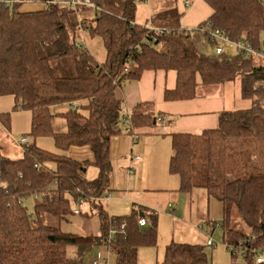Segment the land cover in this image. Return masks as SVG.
<instances>
[{"label":"trees","instance_id":"trees-1","mask_svg":"<svg viewBox=\"0 0 264 264\" xmlns=\"http://www.w3.org/2000/svg\"><path fill=\"white\" fill-rule=\"evenodd\" d=\"M146 1L91 0L93 6L76 8L0 2V96H15L14 109L32 113L21 158L5 155L0 142V264H78L85 252L103 245L114 253V264H140L139 249L157 245L156 214L148 213L150 225L141 226L138 211L111 215L104 200L94 199L109 191L112 136H134L157 125L167 131L170 124L149 102L125 113L121 88L148 70L176 71L175 87L164 93L167 101L190 100L231 82H239L242 98L250 100L247 108L223 110L216 128L161 133L171 137L170 171L179 175L181 189L204 188L222 203L220 225L232 256L241 253L246 264H262L255 254L264 248V58L237 50L216 53L205 27L210 23L230 39L264 50V0H205L213 13L193 28L181 27L174 3L137 22L138 4ZM26 4L40 7L21 8ZM83 30L103 39L104 61L79 42ZM65 104L67 112H53ZM57 115L66 119L65 132L54 129ZM0 127L10 130L11 112L0 113ZM41 137L53 138L57 151L39 147ZM73 147H89L93 159L71 157ZM241 148L250 151L236 163L233 154ZM92 164L99 172L89 180ZM31 195L41 198L33 214L23 203ZM79 198L96 210L98 234L62 229L77 214L92 216L88 209L74 211ZM235 211L248 230L232 227ZM69 246L78 249L77 259L68 256ZM206 246L172 240L154 264H211Z\"/></svg>","mask_w":264,"mask_h":264},{"label":"crops","instance_id":"crops-1","mask_svg":"<svg viewBox=\"0 0 264 264\" xmlns=\"http://www.w3.org/2000/svg\"><path fill=\"white\" fill-rule=\"evenodd\" d=\"M187 1L189 0H148V2H143L141 3V5L144 4L148 10V17L146 20L148 21L161 8L168 6V4L173 5L174 3L179 13L181 14L180 25L181 27L185 28H193L198 26L200 23L208 19L213 13V8L205 0H190L189 5L186 4ZM38 7L40 6L35 4H26L23 8L30 9ZM138 16L139 11L137 10V22L141 24L146 23V21H139ZM176 81L177 75L175 70H148L144 72L140 80L125 84L120 90L119 96L125 103V113L130 112L133 107L140 103L149 102L153 108L154 113L157 114L158 112H161L169 116L170 124L166 129L169 133L174 131L200 133L205 129L218 127L220 113L223 110L236 109L234 108L235 106L233 101L238 103L236 107L239 108H247L251 104L250 100L246 99L249 102L248 105L243 107L241 106L242 104H240V102H243L244 98H242L241 95L239 82H231L219 85L212 91H204V94H199L197 97L190 100H165V90L167 88H174L176 85ZM15 102V96L13 95L0 96V113L8 111L11 112L10 130H6L5 128L0 127V142L3 146V152L5 153V155L16 159L23 156L24 148L22 147L23 145L21 143L16 141L14 135H26L28 141V134L30 133L32 124V113L31 111L25 109H14ZM68 109L69 108L66 105L63 112H67ZM56 118L57 117H55V119ZM66 130L67 124L65 126H61L60 129H55V131L57 132H65ZM165 136L171 139L170 135L168 134L158 133L155 130L154 126L149 128H139L134 136L133 134H130L126 131L112 136L109 148L112 169L110 174L109 191L107 193H110L111 197H113L115 196L114 191H116V188H118V191L120 190L123 192V194L118 197L123 199L126 197L125 193L129 192V199H127V201H132L133 207L132 210L127 213L130 214L131 212H133V210H136L142 216L143 213L146 212L147 214L145 215V217L147 219L148 225L150 222L148 213L154 214L153 212L156 209L142 204V200L139 197L134 198L135 194L138 195V192H142L143 190H155L157 192L166 191L168 193L171 192L172 197H167L169 203L166 206L172 207L171 212L175 213L177 216L179 215L180 210L177 209V207H173L174 204L172 200L177 199L179 202L181 200V197L184 195L189 201V211H182V213L189 214L191 217L193 212H195L194 206H197L198 221L207 223L209 227L207 229V233H205L207 235H205L203 231L191 226L189 236H191L193 240H190V242L187 243L202 244L203 242L204 245H208V234H212L211 236L213 237V230L217 227L218 224L216 219L220 218V221L222 219V203L215 198L209 197L207 191L204 188L199 187L187 191L181 189V181L179 175L171 173L170 171L169 164L172 153V145L169 152L168 146L166 145V143L164 144ZM156 137H163L159 139L162 148V152L160 153L155 151L153 147ZM53 143H55L54 139ZM38 146L50 151H57V148L51 149L39 144ZM75 148L81 147L71 148L69 150V155L75 159L84 160L80 159L74 154ZM92 155L94 156L93 151ZM135 156H139L140 159L135 160ZM145 164L147 165L145 166ZM150 166H153L156 169H160L164 178V184H161L162 186H158L156 182L150 184L146 180L145 186H136L138 178L137 176H140L141 173L143 175L146 172V179L148 178L149 174L152 171ZM132 177L133 185L129 181V179ZM205 198H207L208 201H205L204 204L200 206V200L203 201ZM107 202L108 201H103L105 205H107ZM86 206L87 204L85 203V207ZM200 208L203 210V212L199 210ZM167 209L168 208L164 210L167 211ZM90 210L88 209L89 212L96 213V210L94 208H90ZM214 223H216L215 226H213ZM172 240L175 239L172 237L171 240L166 242L165 247ZM147 248L149 249H142L140 251L141 255L138 256L139 263L148 264L152 262V264H154L155 262L159 261L160 254L158 250L156 249L157 251L154 253L153 247ZM210 255L212 257V253H210Z\"/></svg>","mask_w":264,"mask_h":264},{"label":"rangeland","instance_id":"rangeland-1","mask_svg":"<svg viewBox=\"0 0 264 264\" xmlns=\"http://www.w3.org/2000/svg\"><path fill=\"white\" fill-rule=\"evenodd\" d=\"M165 1H170V0H165ZM10 7H13V5H11ZM24 5L21 7L23 8ZM138 11H139V16L138 19L139 21H146L147 17H148V10L146 8V6L144 4H138ZM90 15H93L92 12H89ZM149 21V20H148ZM146 21V22H148ZM79 42H81L94 56L95 58L99 61L102 62L106 59V49L103 43V39L100 36H91L89 34L88 31H81L80 35H79ZM234 46L232 44H227L225 46V53L229 56L236 54V49L233 48ZM213 50H211L212 52ZM236 83V82H233ZM243 100V99H242ZM241 100V101H242ZM234 108H239L236 107L238 105L237 102H234ZM248 100L244 99L243 102H240V104H242L241 106H247L248 105ZM66 104L65 105H58V106H54L53 107V112H63L65 110ZM57 118L55 119L54 122V128H61V126H65V122L66 119L65 117H63L62 115H57ZM5 130V129H4ZM155 130L161 134L162 130L160 128L159 125L155 126ZM166 133H168V131H164ZM14 137L16 138V141H18L19 143H21V138L22 137H26V142H27V136H23L21 134H17L14 135ZM29 137V136H28ZM44 138V139H43ZM163 138V137H156L155 138V142L153 144L154 150L157 152H162V148H161V144L159 142V139ZM164 144L166 143V145L168 146L169 152H170V148H171V139L169 137L164 138ZM29 141V139H28ZM30 141H34L32 137H30ZM48 141V142H47ZM25 142V143H26ZM25 143H21L24 147ZM36 143L39 145H43L46 146L47 148H51V149H56L55 143H53V139L49 138V137H41V138H37L36 139ZM259 150V149H258ZM250 151L249 148L247 149H239V150H235L234 154H233V159L235 160L236 163H241L244 158H245V154L248 153ZM74 154L76 156H78L80 159H86L89 158V160L93 159V155H92V151L89 147H81V148H75L74 150ZM257 159V158H256ZM147 164H145L146 166ZM152 165V164H150ZM152 171L149 174L148 178L146 179V172L140 176H137V185H142L145 186L146 184V180L151 184L153 182H156L158 184V186H162L161 184H164V178L162 176V172L160 171V169H156L153 166H150ZM98 172H99V168L95 165H90L88 170H87V175L86 177L89 180L95 179L98 176ZM139 175V174H138ZM130 183L133 185V177L129 179ZM126 183V182H125ZM124 183V184H125ZM123 184V186H124ZM122 186V187H123ZM117 190L114 191L115 196L111 197L108 202H107V209L109 211V213L111 214H117V215H126L129 214L127 212H130L132 210L133 207V202L132 201H127V199H129L128 195L129 192L125 193L126 197L125 198H120L118 196H121L123 194L122 191H118V188H116ZM135 189V188H133ZM134 191V190H133ZM139 197L142 200V204L155 208L156 210L153 212L154 214L157 215V245L153 246V251L154 253L158 250L159 252V260H161L164 257V247L166 242H168L169 240H171V238L173 237L178 241H186V242H190V240H193L191 236H189L190 233V227L192 226L193 228L196 227L199 230L203 231L204 234L207 233V229L208 224L203 222V221H198L197 219V213H198V209L197 206L195 208V212H193V214L190 215L189 214H184L182 213V211H189V204H188V200L187 198L183 195L181 197V200L178 202L177 199L172 200L173 201V207H177V209L180 210L179 215L177 216L175 213L171 212L172 207H168L166 205H168L169 200L167 199V197H172V193L171 192H166V191H162V192H157L155 190H150V191H142V192H138V195L135 194L134 198ZM132 198V197H130ZM133 198V199H134ZM131 199V200H133ZM41 200L40 197L38 196H29L27 198H25L23 200L24 205L26 206L28 212L30 214H33L34 212V206L35 203L37 201ZM205 201H208L207 198H205L203 201L200 200V206H202L204 204ZM74 203V202H73ZM90 205L85 207V210L89 209L90 210ZM167 209L164 210V209ZM201 212H203V210L200 208L199 209ZM91 211V210H90ZM150 218V216H149ZM217 227L213 230V238L217 241V245L216 246H206V250L208 252V254L212 253V257L210 256V263L211 264H246V259L245 257L241 254L238 253L236 255V257H233L230 249L227 248L226 243L224 241V237H223V228L220 225V218H217ZM59 224V223H57ZM62 229L65 231H69V232H74V233H79L82 235H87V234H98L100 232V222L98 219V215L93 213L92 216L86 220L85 218H83L82 215H75V217H73L71 219L70 222H63L62 224ZM150 225V222H149ZM148 225V226H149ZM147 226V227H148ZM232 227L237 228V229H244L245 231L248 230L247 226L244 224L242 218L237 214V212H234L233 215V220H232ZM207 235V234H205ZM212 235V234H211ZM207 237V236H206ZM209 237V236H208ZM202 244H204L202 242ZM142 249H149L147 247H141L139 249V253L138 256L141 255L140 251ZM157 249V250H156ZM163 251V252H162ZM67 254L69 257L77 259L79 257L78 255V249L75 246H69V248L67 249ZM109 257V262L111 264H114V260H115V256L114 253H110L108 255V249L105 245L103 246H96L93 249H91L90 251H87L83 254L81 261L78 264H91L92 260L96 259L97 257ZM145 263V262H144ZM154 263V261H153ZM148 264H152V262L148 263Z\"/></svg>","mask_w":264,"mask_h":264},{"label":"built area","instance_id":"built-area-1","mask_svg":"<svg viewBox=\"0 0 264 264\" xmlns=\"http://www.w3.org/2000/svg\"><path fill=\"white\" fill-rule=\"evenodd\" d=\"M146 1V0H145ZM0 2L5 3L8 6H11L13 4H24V3H40V4H46L50 5L54 2H57L59 4H66L69 5L70 7H75L79 4H84V5H90L93 6V2L91 0H0ZM147 2V1H146ZM190 0L186 2L187 5H189ZM154 26L149 25V29H153ZM207 28V32L209 33V36L212 41L216 43L215 46V51L216 53H222L224 52L225 46L227 44H232L236 50L243 51L244 53H254L256 56L264 58V50H255L251 45L248 44V42H243V41H234L230 39L227 35H225L220 29L215 28L212 26L210 23L207 24L205 27ZM156 41V40H155ZM159 120H162L159 118ZM125 122L128 121V117L125 116ZM26 142V137L21 138V143ZM135 160L140 159L139 156L134 157ZM3 187V181L0 175V189ZM111 194L107 193L101 198H94L95 200H104L108 201L110 199ZM85 201L84 199L79 198L78 200H75L73 209L76 213H79L85 209ZM139 224L141 226H146L148 225L147 219L145 217H140L139 218ZM125 224L121 225V228L124 229ZM209 238L207 240V244L209 246H215L217 244L216 240L211 236V234H208ZM255 262L256 263H262L264 264V248L256 252L255 254ZM91 264H111L109 262V257H97L96 259L92 260Z\"/></svg>","mask_w":264,"mask_h":264}]
</instances>
